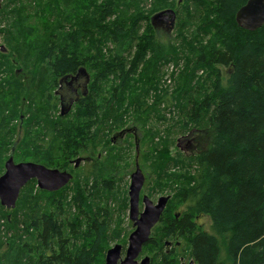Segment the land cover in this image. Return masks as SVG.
I'll return each mask as SVG.
<instances>
[{"label":"trees","instance_id":"obj_1","mask_svg":"<svg viewBox=\"0 0 264 264\" xmlns=\"http://www.w3.org/2000/svg\"><path fill=\"white\" fill-rule=\"evenodd\" d=\"M55 1L67 3L69 0ZM119 1L102 0L94 8V14H85L77 20L75 30L78 32L70 30L59 41L47 39L37 53L40 63L30 101L47 76L49 80L52 78V86L60 87L63 80L70 82L83 68L90 79L86 95L73 106L75 121H66L67 117L61 115L55 121L46 119V129L42 137L35 139L32 150L26 147L22 150V156H28V160L65 170L72 159L97 139L102 123L106 125L111 121L103 127L109 132L124 121L118 115L121 107L118 96L134 80L143 83L139 73L150 63L146 55L154 51L156 32H151L149 16L143 14L116 19ZM182 1L192 7V20L196 16L202 32L212 29L211 41L195 34L194 42H190L179 33L181 45L186 47L193 67L205 70L209 81L203 89L189 86L186 79L187 83L176 89L175 94L182 130L187 133V141L195 143L196 147L194 154L180 156V159H190L195 169L182 177L180 173L168 174L170 166L180 162L179 155L171 153L168 138L153 132L155 129L148 131L152 142L155 136L157 141L145 156L147 167L156 181L166 180L167 176L175 178L170 183L175 187H171V197L143 250L152 254L150 264H156L155 260L157 264H182L177 256L179 243L183 244L181 255L186 253L193 264H264V27L249 31L237 25L235 13L247 0ZM95 2L97 0L83 1L84 9L92 8ZM153 3L152 10L168 6L165 0H153ZM142 18L148 19L143 34L139 33ZM24 21L20 23L21 28ZM82 36H88L93 44L80 40L78 45ZM101 40L112 43L110 56L106 58L100 56L98 44ZM131 47L135 51L129 57ZM93 48L98 51L92 53L90 49ZM4 50L0 47L3 55L8 53ZM157 58L151 64H155ZM188 74L184 72L182 78H187ZM110 77L117 83L105 108L109 114L102 120L96 99L100 96L99 84ZM55 98L58 102L62 100L58 96ZM132 103L134 110L137 107L142 110L143 104L135 99ZM140 118L134 115L132 123ZM16 140L13 157L17 145H21ZM95 172L94 165L91 174L94 176ZM96 177L91 189L99 179L101 186H112L102 175ZM27 183L36 182L32 179ZM87 184L85 182L84 186ZM163 184L169 183L163 181ZM27 185L21 189L10 212H5L0 204V213L12 214L14 220L20 218L25 232H32L31 240L17 250L19 256L25 258L23 264H103L108 232L120 239V229L109 230L105 209L95 205L83 187L80 189L76 184L71 197L76 212L65 216L61 193L67 184L51 192L37 188L44 197L42 207L24 194ZM201 215L209 217V231L197 223L196 218Z\"/></svg>","mask_w":264,"mask_h":264},{"label":"rangeland","instance_id":"obj_2","mask_svg":"<svg viewBox=\"0 0 264 264\" xmlns=\"http://www.w3.org/2000/svg\"><path fill=\"white\" fill-rule=\"evenodd\" d=\"M83 1L85 0H69L67 3L59 1L57 3L55 0H0V47L6 48L4 52H8L5 55L0 52V174L4 171V163L9 156L12 143L16 139V141L19 140V143L21 142V145H17L14 161H31L28 160V156H22V150L24 147L28 151L32 150L35 139L42 137V133L46 129V123H44L46 119H48L46 121H55L61 115V104L54 95L57 88L56 85L50 84L52 78L50 77L49 80V76L46 77L42 88L37 91L38 94L31 100L33 103L30 101L29 95L40 63L37 53L47 39L52 38L59 41L70 30L78 32L75 30L77 29V20L85 14H91V12L94 14V8L102 0L91 4L92 8L87 11L84 9ZM165 1L168 6L156 10H152L153 0H121L117 3L116 19H127L128 16L137 13L149 16V22L147 18H142L139 21V33L143 34L146 31L147 22L151 24V32L154 33V30L156 32V35L154 34V51L148 52L146 57L150 63L147 64L145 70L141 68L139 73L143 78V83L134 80L128 89L123 90L122 94L118 96L121 105L118 108V115L124 120L122 124L107 132L103 127L110 125L111 121L106 125L105 122L102 123L103 126L98 131L97 139L88 145L85 152L77 156H89L92 160L81 159L74 168L75 159H72L70 165L65 169L72 174V179L61 193L64 215L76 212L71 197L76 190L74 185L78 184L80 189L83 187L85 194L95 205L105 209L110 224L109 230L120 229L119 240L113 238L112 233L108 232L106 245L109 248L115 243H120L123 247L122 253L127 245L128 234L133 229L132 223L128 219V186L130 174L134 171L135 165L139 166L144 175L141 194L148 195L152 201L155 202L162 195L171 197L173 192L171 187H175V184L172 186L170 184L175 178L167 176L166 180L156 181L155 175L147 167L148 159L145 156L147 153L149 154V148L157 141L155 136L154 142H152L151 136L148 134L149 129H155L153 132L156 131L162 137L168 138L171 153L179 155V159L180 156L194 154L195 143L187 141L185 136L187 133L182 130L181 112L175 104L176 89L187 83L186 79L189 86H198L203 89L207 88L209 81L205 70L193 67L189 60L190 55L185 50L186 47L181 45L182 39L179 33L184 34L182 36L186 41L194 42L195 34L200 39L204 35L205 41H211L212 29L208 28L202 32L198 27L199 21H195L196 16L192 20V7H187V4L182 0ZM167 8L175 11L173 24L168 20L159 19L152 25L151 17ZM194 13L197 15L196 12ZM23 19L25 21L21 28L20 23ZM186 31L193 35L189 36L185 33ZM80 40L84 44H93V41H88V36L80 37L78 45ZM98 45L100 56L103 58L110 56L112 50L110 41L101 40ZM90 51L93 53L98 49L93 48ZM134 51V47H131L128 56L133 55ZM155 58L159 59L157 64H151ZM222 71L225 72L226 69L222 68ZM184 72L189 73L187 78H182ZM148 75H150L149 80H146ZM88 77L90 79L89 75ZM116 83L115 78L110 77L102 80L99 84L100 96L96 101L102 120L106 119L109 114L105 108L114 93L113 88ZM146 90L147 93H145ZM133 99L143 104L142 110L139 107L133 109ZM119 104L114 105L119 107ZM129 107L132 108L127 110ZM134 115L136 117L140 115L141 120L132 123ZM61 116H66V121H75L72 105L69 111ZM161 116L162 118L159 119ZM142 118L144 126L141 123ZM189 161L190 159H180L179 163L170 166L168 174L180 173L182 177L189 170L192 171L195 166L193 162ZM94 165L96 172L93 176L91 172ZM98 175L108 179L112 186L110 188L101 186L99 179L95 188L91 189V185L94 183V179L97 181L96 176ZM163 181H167L169 184H163ZM85 182L88 184L84 186ZM37 188L36 183L29 184L25 187L24 194L32 197L31 199L36 201L38 207H42L45 205L44 197L39 194ZM142 208L143 205L140 202L139 209ZM4 210L10 212L9 209L4 208ZM7 215L0 213V264H23L25 258L19 256L17 250L23 246L25 241L31 240L32 232H25L20 218L14 220L12 214ZM196 221L202 229L210 230V219L207 215L197 217ZM177 247L179 262L189 264L192 260L186 258V253L182 252L183 256L181 255L183 244L179 243ZM24 249L27 250L26 247ZM144 255L152 257L150 252L142 249L139 258ZM154 262L157 264V260Z\"/></svg>","mask_w":264,"mask_h":264},{"label":"water","instance_id":"obj_3","mask_svg":"<svg viewBox=\"0 0 264 264\" xmlns=\"http://www.w3.org/2000/svg\"><path fill=\"white\" fill-rule=\"evenodd\" d=\"M159 19L168 20L173 24L175 11L171 8L164 9L151 17L152 25ZM235 21L243 29L253 31L264 27V0H247L235 13ZM3 51L4 48L1 47ZM85 73V70L79 69ZM78 73L72 78L75 79ZM72 102L64 103L61 100L60 114H66ZM14 145L4 163V171L0 174V204L6 209L14 208L21 189L34 179L38 188L46 191H56L64 187L72 179V174L67 170L50 168L33 161L15 162L13 159ZM81 161L80 157L74 160V166ZM144 185V175L136 164L130 174L128 186V219L132 223V231L128 234L127 245L122 253V245L115 243L105 251L103 264H150L151 258L147 255L139 258L143 246L150 239L152 228L159 222L170 195H162L154 202L146 194H141ZM143 208L139 209V203ZM189 264H193L192 261Z\"/></svg>","mask_w":264,"mask_h":264},{"label":"flooded vegetation","instance_id":"obj_4","mask_svg":"<svg viewBox=\"0 0 264 264\" xmlns=\"http://www.w3.org/2000/svg\"><path fill=\"white\" fill-rule=\"evenodd\" d=\"M157 21H155L156 23ZM72 75V74H71ZM86 71L85 73H79L75 79L63 80V84L59 87L56 86V91L54 95L58 96L63 100L64 103H68L69 101L72 102V107L78 101L81 96L86 95V84L89 81V77L87 78ZM61 101V100H60ZM59 101V104L61 102ZM81 159L91 161L92 158L89 156L87 157H80ZM73 167L76 168V166ZM152 231V230H151ZM151 235V234H150ZM123 249V248H122Z\"/></svg>","mask_w":264,"mask_h":264}]
</instances>
